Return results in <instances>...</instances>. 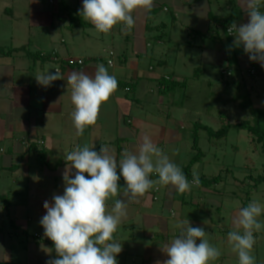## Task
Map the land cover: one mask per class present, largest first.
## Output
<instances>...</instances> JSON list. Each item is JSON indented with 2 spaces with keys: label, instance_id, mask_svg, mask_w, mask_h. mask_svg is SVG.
<instances>
[{
  "label": "crops",
  "instance_id": "0c3cea01",
  "mask_svg": "<svg viewBox=\"0 0 264 264\" xmlns=\"http://www.w3.org/2000/svg\"><path fill=\"white\" fill-rule=\"evenodd\" d=\"M45 1L14 0L5 9L4 15L9 14L15 22L28 20L21 33L17 29L6 31V18L0 11V49L25 48L38 57L33 61L25 51L0 56V263L47 264L56 258L54 244L45 236L40 221L46 214L44 202L52 204L54 195L64 193L67 152L84 145L94 146L93 150L99 152L101 146H106L119 161L125 150L136 151L148 136L172 158L163 149L170 141L184 140L181 131L186 130L185 125L171 115L167 119L154 116L148 110L149 98L157 95L153 105L176 109L178 105L175 101L171 103L169 97L185 99L188 83L198 81H192L181 69L185 62L182 67L176 61L168 62L167 42L181 33L188 37L185 47L194 48L201 40L203 53H217L216 44L210 50L207 42L220 40L223 27L235 39L228 32L229 25L225 26L222 20H238L240 15L245 21L249 19L246 0H154L151 10L138 9L133 13L135 24L131 30L118 24L109 33H100L80 15L83 0H48L49 6ZM261 11H264V0H261ZM178 44L176 53L180 59ZM209 56H203L194 78L205 75L203 66L215 64L220 70H233V75L245 63L250 68L256 64L264 69L261 63L247 56L239 57L235 65L223 56L217 62ZM147 60L150 63L146 70ZM98 65H104L116 77L118 89L101 105L96 124L86 127L83 135H77L67 75L80 71L94 76ZM170 67L171 74L166 72ZM56 68L63 79L47 87L37 82L36 76L47 71L55 73ZM157 68L164 71L158 73ZM225 76L222 77L228 78ZM164 80H168L167 86L163 85ZM211 81L208 87L213 89ZM210 108L207 105L208 118L215 113ZM209 121L206 125L200 119L194 120L191 125L202 122L211 127L216 123L213 117ZM194 153L190 155L191 161ZM75 171L73 168L72 178ZM193 173L208 180L214 177L206 172H194L192 167ZM118 183L122 193L126 186L122 177ZM256 183L252 187L258 188ZM234 185L242 188L248 184L236 179ZM216 192L213 185L193 184L183 194L172 185H157L136 200L122 196L109 199V211L115 199H124L127 204V214L114 233L115 241L122 244V251L116 257L118 264H157L166 260L168 257L162 248L180 235L179 222L184 219L192 227L204 228L209 242L220 250L221 256L210 264H238V256L227 240L234 225L222 216L226 204L211 201L208 196H216ZM245 206L247 203L244 205L241 201L236 213ZM194 210L196 214L191 213ZM217 212L220 218L215 217ZM254 235L255 264H264V231L261 229Z\"/></svg>",
  "mask_w": 264,
  "mask_h": 264
},
{
  "label": "clouds",
  "instance_id": "9594fccd",
  "mask_svg": "<svg viewBox=\"0 0 264 264\" xmlns=\"http://www.w3.org/2000/svg\"><path fill=\"white\" fill-rule=\"evenodd\" d=\"M154 0H83L80 15L90 22L96 31L109 33L116 25L126 29L134 27L133 13L138 9L151 10ZM247 23L239 26L233 22L228 28L234 34V46L243 50L253 62L264 67V11L261 0H246ZM45 87L63 79L59 68L35 77ZM71 87V101L75 107L72 119L77 135L95 125L99 110L118 89V81L104 65H98L94 76L73 71L67 75ZM93 147L77 146L64 156L63 195H54V203L43 204L46 214L40 223L44 234L55 248L56 258L47 264H118L117 255L122 244L114 239V233L126 216L124 199L114 200L111 211L107 202L116 197L136 200L157 185H172L183 194L199 185V176L193 173L191 183L182 169L171 162L167 155L145 136L136 151L125 150L122 158L110 154L106 146L97 152ZM75 169L72 178V169ZM87 174V175H85ZM155 175V179H153ZM125 187L121 193L119 181ZM264 213V205L253 200L241 207L233 219L234 229L227 234L228 243L238 256V264H255L252 255L256 243L254 233L264 224L258 219ZM180 235L164 244L167 259L157 264H210L221 256L220 250L209 242V234L202 227H192L188 219L179 222ZM199 241V243H197Z\"/></svg>",
  "mask_w": 264,
  "mask_h": 264
},
{
  "label": "rangeland",
  "instance_id": "374dc122",
  "mask_svg": "<svg viewBox=\"0 0 264 264\" xmlns=\"http://www.w3.org/2000/svg\"><path fill=\"white\" fill-rule=\"evenodd\" d=\"M13 2L14 0H0V11L3 12V17L6 18L4 22V25L7 27L6 31L10 32L11 29H17L21 33L23 29H26L28 20L23 18L20 20L21 22L17 21V23L9 14L4 15L5 9L13 5ZM45 4L49 6L48 0L45 1ZM17 12H20V10ZM22 14L23 13H17V15ZM222 21L235 22L238 26L248 22V20L245 21L241 15L238 20L225 19ZM178 28L181 27L178 26ZM226 31V28L223 27L219 32L220 40L207 42L210 50L214 48V44H216L217 53H212L211 51H207V54L203 53L201 40L197 41V48L194 47L190 49L185 47L188 37L181 33L176 34L173 41H169L166 44L168 48V52H166L168 56L167 59L169 60L168 62L174 64L176 61L181 67L183 62H185V67L181 69L184 70L187 77L192 81H198L188 83L189 89L185 99L183 97H178L176 99H174V97H169L171 103L175 101L178 105L176 109L172 107H162L161 105L157 106V104L153 105L154 101L157 102V95L150 96L148 101L150 103L148 110L152 111L154 116L158 117L157 115H161L162 118L167 119V116L171 115L175 119L177 118L179 122L182 120V123L185 125L184 128L186 130L181 131L184 140L178 143L176 141L171 143L170 141L164 149L162 148L165 152L171 154L172 158L168 156L169 160L180 168L191 162L190 155L193 153L192 135L194 129V125H191V121L200 119L203 124L208 125V122H210L209 120L213 117L216 123L215 125L212 123L211 127H214V130L218 131L221 129V125H223L224 122L228 121L234 124L250 120L249 114L242 109L241 105L243 103H251L255 108H264V77L262 75H252V67L250 68L248 63L243 65L240 64L233 77L229 74L231 71L233 72V70L227 69L229 73L226 74V76L228 78L222 77L223 74L219 66L215 64V66H203L202 68L205 71V75L199 76V79L198 77L194 78V73L199 67L202 58L204 59V55H210L209 58L215 62L219 61V57L223 56L227 59L226 61L228 63L233 65H235L234 63L237 62L239 57L247 56L249 58V55L244 52L242 45L238 47L234 46V41ZM152 43H154L155 46L158 45L155 41H152ZM176 43H180L178 45L181 46L180 59L177 57L176 49L178 47H176ZM149 54H151L150 50ZM144 63H146L145 66L147 70L150 60ZM160 71L164 70L157 68V72L159 73ZM172 71L173 69L171 67L166 69V72L170 74ZM208 81H211L213 89L208 87ZM207 105H211V111H215V113H211L212 116H210V118H208L209 115L206 112ZM135 108L137 107L135 106ZM168 110H170L169 113ZM221 119H224V121H221ZM199 135V146L203 153H205V157L192 165L193 171H202L210 174V176L220 177V182L213 185L217 190V195L208 196L211 201L216 203L223 202L226 204L224 206L226 208L225 213L222 214V216H226V220L228 222L231 221V224H233V219L237 214L236 206H239L241 201L244 202V205L253 200L264 205V179L258 183V188L252 187V185L256 183L253 179L258 180L261 175L264 177V145L259 141H253L249 132L246 130H232L226 139L220 141L211 140L205 132L202 131ZM229 171H232L233 174L228 173ZM246 176H248V178H246ZM236 179L240 182L246 181L248 185L242 188L237 187L234 185ZM224 194H226L225 202L223 201ZM191 213L196 214V210ZM215 217L220 218L221 215L217 212L215 213ZM258 219L264 224V213H262ZM262 231H264V228H262Z\"/></svg>",
  "mask_w": 264,
  "mask_h": 264
},
{
  "label": "trees",
  "instance_id": "16d2710c",
  "mask_svg": "<svg viewBox=\"0 0 264 264\" xmlns=\"http://www.w3.org/2000/svg\"><path fill=\"white\" fill-rule=\"evenodd\" d=\"M235 9V8H234ZM76 13V12H74ZM230 20H235L234 18H229ZM74 20V19H73ZM225 26H230L231 22H223ZM84 26V25H83ZM74 27V26H72ZM27 53L29 59L36 61L38 60V57L35 55H32L27 51L25 48H22L21 50H5V49H0V56L1 55H11L12 53L15 52H23ZM252 69H255L256 74L255 75H262L264 77V69L257 66L256 64L251 65ZM225 69V68H224ZM233 75V72L231 71V76ZM223 76V75H222ZM227 77V76H225ZM168 80H164L163 85H168L169 82ZM242 109L249 114L250 120L249 121H243L239 122L236 124H232L230 122H224L221 129L218 131H215L213 128L208 127L203 125L202 123H196L194 125L193 129V135H192V140H193V145L192 149L196 153L190 162V164L183 169V173L186 175L188 180L193 179V174H192V165L196 162H199L203 159L205 156V153L201 150L199 146L200 142V135L199 133L205 132V134L211 139V140H224L228 137L230 132L232 130H246L249 132L251 138L253 141H259L264 145V108H255L251 103H243ZM264 147V146H263ZM264 149V148H263ZM264 177H260L258 180L253 179V181L257 182L256 184L260 183ZM200 186L204 187H210L212 185L218 184L220 182V177H213L210 180L205 179V178H199ZM0 264H7V263H0Z\"/></svg>",
  "mask_w": 264,
  "mask_h": 264
},
{
  "label": "built area",
  "instance_id": "2783aa9c",
  "mask_svg": "<svg viewBox=\"0 0 264 264\" xmlns=\"http://www.w3.org/2000/svg\"><path fill=\"white\" fill-rule=\"evenodd\" d=\"M221 73H222L223 75H226V74H228L229 72H227L226 69L222 68V69H221ZM229 74H231V73H229ZM251 74H252V75H255V74H256L255 69H251Z\"/></svg>",
  "mask_w": 264,
  "mask_h": 264
}]
</instances>
